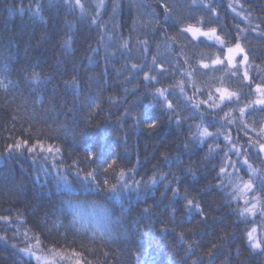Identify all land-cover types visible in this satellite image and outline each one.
<instances>
[{"label":"trees","instance_id":"1","mask_svg":"<svg viewBox=\"0 0 264 264\" xmlns=\"http://www.w3.org/2000/svg\"><path fill=\"white\" fill-rule=\"evenodd\" d=\"M21 2L27 7L29 0H0V78L6 76L7 81L14 84L7 90L0 88V136L9 134L4 129L12 127V115L17 116V128L21 126L19 119L26 112L34 115V127L53 137L46 144L54 143L63 149L60 167L68 168L73 161L79 160L83 169L80 177L95 171L97 180L85 183L75 176V170L65 172L73 184L69 190L53 179L55 172L47 176L41 172L42 162L34 165L29 159H0V215L9 216L13 221L11 224L0 221V235L8 238L0 240V264H19L18 249L12 244L17 243L20 247L27 246L28 242L35 244L36 235L43 241L42 246L35 249L37 254L53 257L59 263L69 262L75 249L83 252L92 264H137L136 254L144 248L147 251L140 259L149 264H176L181 258H184V264H192L198 257L207 264V253L215 244L213 264H264V252H253L247 245L245 229L252 225L243 222L239 216L244 200L237 201L231 194L235 176L230 179L229 174L233 169L229 168L228 174L218 180L224 151H209L210 147L216 149L217 146L225 151L230 149V144L225 147V135H230L237 146L245 148L248 137L253 140L257 134L264 137V132L260 131L264 128V111L259 110L260 106L248 110L250 114L243 119L239 113L240 107L257 98L256 84L264 82V36L251 30L258 24L264 29V0H198L211 2L216 17L202 6L194 5L193 0H105L106 7L100 10L99 17L101 26L107 29L104 33L100 27L91 25L90 18L81 22L79 10L69 14L60 0L45 13L44 20H34L28 13L19 12ZM98 2L82 0L91 16L95 15ZM114 2L120 5L115 12ZM230 3L239 16L229 7ZM161 4L170 6L173 22H200L205 30L216 27L217 34L225 39L230 33L233 39L227 46H234L239 28L248 29L242 34L240 43L249 57L247 71L251 89L244 86L248 83L243 80L244 65H240L239 78L226 74L227 62L223 67L212 66L211 60L223 55L218 53V46L197 45L191 41L190 34L179 35L177 28L164 24ZM157 14L160 25L155 22ZM66 21L73 22L74 42L70 52L62 47L69 32ZM101 35L103 43L100 42ZM165 36L175 37L173 47L183 50L179 56L168 50L170 41H166ZM145 40L150 49L147 53L141 43ZM125 41L128 42L126 49L121 47ZM96 48L98 53L92 51ZM154 56L166 72L158 77L159 83L147 87L143 71L132 74L130 70L136 63L143 65L144 71L152 68L151 75L157 74L160 69L152 64ZM184 57L188 58V63ZM238 60H242L241 55ZM201 63L209 64V69L201 68ZM190 65L197 69L192 77L196 88L204 91L203 97H195L197 102L207 99L211 91L218 103L217 87L243 93L239 104L234 97L222 111H207L206 120L214 124L208 131L221 134L218 140L213 137L203 145L192 141L188 130L189 123L200 122L199 116L178 127L175 118L170 122L169 114L151 95L155 88L174 91L171 99L180 104V115H189L183 109L184 97L180 96L179 87L173 89L172 86L182 79L187 81L188 77L182 73L191 72ZM33 73L50 79L44 90L33 93L28 87ZM73 78L79 84L78 90L64 86ZM193 92L192 87H187L188 96ZM126 110L131 115H125ZM226 113L235 118V123L227 124ZM132 115L158 118L159 126L150 131L145 127L146 121L137 124ZM27 126L25 122L24 127ZM3 142L0 139V145ZM87 151L98 152L99 159L95 163L88 162ZM162 153L169 157V162H162ZM114 157L117 172L121 169L127 172L139 161L135 175L129 173L130 180L149 181L154 174L157 179L167 174L172 187H176L175 176L180 181L181 196L187 192L195 197L202 204L206 218L184 213L173 203L172 191L165 189V183H157L147 192L141 185L139 198L133 193L130 197L125 195L119 200H110L103 181L107 176L110 187L116 180L111 170L105 173L104 168ZM244 158L232 155L233 160L241 161L243 171L239 175L247 181L250 173L248 166L242 163ZM249 164L256 169L252 176L257 188L255 195L259 193V183L264 180V154L258 158L254 151ZM46 166H51V160ZM97 182L100 188L95 187ZM68 201L72 203L71 209ZM173 207H177L174 222ZM145 208L150 209L147 214L143 211ZM114 217L121 220L118 230ZM253 219L257 226L261 223L259 214L255 218L248 217L249 221ZM162 227L168 232L162 233ZM110 231L116 233L112 240L108 238ZM25 232L30 238L28 241ZM93 232L94 240L91 238ZM142 232L149 235L144 237ZM181 232L195 245L187 257V243L180 245L178 241ZM106 252L109 253L107 257ZM24 261L36 264L28 257H24Z\"/></svg>","mask_w":264,"mask_h":264},{"label":"snow or ice","instance_id":"2","mask_svg":"<svg viewBox=\"0 0 264 264\" xmlns=\"http://www.w3.org/2000/svg\"><path fill=\"white\" fill-rule=\"evenodd\" d=\"M60 3L68 9L69 14H75L77 10H79V17L78 19L81 22H84L90 18V23L92 26H97L101 28V32H107V29L102 27L100 24V10L106 7L105 0H99V2L95 5L96 13L94 16H91L88 8L85 7L82 0H60ZM56 4V0H47V4L45 0H29L27 7L23 5L21 2L19 8L17 9L21 13H28L29 17L34 20H44V15L48 12L54 5ZM193 4L197 7L202 6L204 9L210 11L211 16L216 17V9L213 7L211 2L208 3H201L198 0H193ZM120 7L118 3H113V11ZM160 7L164 9V24H168L170 27L177 28L179 35L190 34L191 41H195L197 45L203 44L207 47L218 46L217 51L218 53H222L223 55H217L215 59L211 60L212 66H224L225 62H227V69L226 74H229L232 77L239 78L240 74V65L245 66V70L243 73V80L247 81L248 83L244 85L251 89V80L247 71V62H248V55L245 54V49L242 47L240 40L242 38V34L246 33L248 29L239 28L237 32V36L235 37V44L234 46H227L231 43L233 39L231 34H226L227 39L222 38L220 35L217 34L216 27H208L206 30L204 29L202 23L195 22V23H187L184 24L183 21L177 20L173 22V16L170 11V6L167 4H161ZM229 7L236 12V8L233 4H229ZM242 7V5H241ZM236 15L239 16L240 13L236 12ZM218 18V17H217ZM243 18V17H242ZM188 19H192L189 17ZM155 22L157 25H160L159 15L155 17ZM69 32L67 33V39L62 41V47L65 48L67 51L72 50L73 40V33L71 31L73 22L66 21ZM200 24V26H198ZM252 31H259L261 36H264V29H261L260 25L258 24L256 28L251 29ZM206 38V39H201ZM246 39V36L244 37ZM103 35H101V43H103ZM166 41H170L167 44V48L170 52H176L179 56L183 51L180 49L179 51L173 47L175 44V37H167L165 36ZM189 41V43H191ZM144 45L145 53H147L150 49L148 47L147 40L141 42ZM227 46V47H226ZM122 48H128V42L125 41L122 45ZM159 47V45H158ZM226 47V51H225ZM95 53L99 52V49L92 50ZM243 55L242 60H238V56ZM91 56L89 60L91 62ZM185 62L188 63V58L184 57ZM179 61L177 60V64ZM152 64L160 69V71L155 74L151 75L150 73L153 71L152 68H149L148 71H144V66L140 64L133 63L131 66L130 72L132 74H138L139 72L143 71V79L145 85L147 87L154 86L156 83H159V76L165 74L166 69H164L162 64L157 63V57L154 56L152 60ZM192 68L191 72H184L182 75L188 77L186 80H180L177 82V85L172 86L173 89L175 87H179V94L180 96L184 97L183 109H186L189 115H180L181 106L179 103L174 102L171 97L174 95V91H170L168 88H155V91L151 93L153 96L154 102L159 104L161 108L169 114V121L173 118L176 120V124L178 127L182 126L185 122L190 120H195L197 116L200 118V122L196 124H188V130L190 133V138L192 141H199L201 145L207 142L208 139H212L213 137L219 138L220 132L217 131L216 133H212L208 131L209 127H213L214 124L206 120V115L208 110L216 111V110H223V106L231 104L233 98H236L237 104H239L240 95L243 93L238 94L237 92L228 91L227 89L217 87L215 92L218 94V103L214 98V95L211 91L208 93L207 99H199L198 102L195 100V97H203L204 91L201 88H196L195 81L192 79L193 75L197 71L194 65H190ZM203 69H209L210 65L207 63H201L200 65ZM4 71L6 72L7 69L5 68ZM50 83V79L48 77H43L39 73H33L30 80L28 81V87L32 90L33 93L44 90L45 86ZM14 84L12 81H7L6 76L0 78V88H4L7 90L10 87H13ZM65 88H76L79 89V84L73 78L65 83ZM187 87H192L194 89L193 95L188 96L186 93ZM255 92L257 93V98L254 101H249L248 103L244 104L243 107L239 108L240 118L243 119L247 115L250 114L248 110L253 109L254 106H260V111H264V82L258 83L255 86ZM250 94V93H249ZM25 109L27 108L24 105ZM232 111H235L233 108ZM125 115H131V113L126 110ZM227 124L231 125L235 123V118L230 115V113L225 114ZM35 119L34 115L28 114L26 112L24 117L19 119L20 127H16L17 123V116L12 115V127L5 128L4 131L8 132L9 134L6 136H0L4 142L0 147H2V152H0V159H29L35 165L37 162H42L40 164L41 172L47 176L53 172L56 173V176L59 179H56V176L53 177L56 180L57 184L63 183L64 187L67 189H71L73 187L72 182L68 180V177L65 175V172L75 170V176L79 179H82L85 183L88 181H96L97 174L95 171L87 172L82 178L80 177L81 171L83 169L80 167L81 162L79 160L73 161L72 165L68 168H61L59 161L63 159L62 152L63 149L60 146L55 145L54 143H47L46 141H50L53 137L49 136L43 129H37L34 127L32 121ZM132 119L137 121L139 124L141 121H146L145 127L150 130H156L159 126V119L155 117H137L132 115ZM25 122H27L28 126L24 127ZM207 124V127L204 125ZM247 124L244 125V128L247 129ZM195 129V131L193 130ZM261 132H264V128H261ZM226 141L225 147L227 145H231V148L225 151L224 149L217 146L216 149H212L210 147V152H219L224 151V159L221 162V166L219 168V174L216 177L218 180H222L223 176L227 173L229 168L233 169V173L229 174L230 179L232 176H235V183L232 184V196L233 199L239 201L240 199L244 200V206L239 209V216L242 218V221L246 224H251L250 228L245 229L246 241L248 247L253 250V252L259 250L260 252H264V180L259 183V193H257V188L254 186L252 176L256 174V169L252 168V165L249 164V158L251 154L255 151V154L259 158L261 154H264V137H261L257 134V138L253 140L251 137H248V147L245 148L243 146H237L234 141H232L230 135H225L224 137ZM187 147V145H185ZM235 154L237 157L244 156L243 164L248 166L250 178L249 180L245 181L239 175L243 169L240 167L241 161L239 159L233 160L232 155ZM162 155V162H169V157L165 154ZM99 159V153L95 151H87V161L95 163L96 160ZM179 159V157H177ZM49 160H51V166L47 167ZM139 161L137 165H134L131 169H128L126 172L125 170L121 169L119 172L116 171L117 167V159L114 157L111 162L106 164L104 168V172L108 173L111 170V174L115 177L116 183L110 184V179L106 176L103 181L104 186L107 188L108 198L111 199H121L125 195L131 196L133 193L136 194L137 198L141 195V185H143V190L147 192L151 187H154L157 183H165V189H171L173 203L175 205H179L183 212L188 214L189 216H200L201 218L205 217V212L202 204L193 196H189L187 192L183 196L180 194L179 184L180 181L175 176L173 177L176 182V187H172V181H169L168 175L163 174L160 175L157 179L156 175L154 174L149 181L143 180H135L129 178V173L135 175L137 171ZM215 170V169H213ZM96 188H100V184L97 182L95 184ZM220 187H223L221 184ZM183 200V204H180V201ZM65 203L62 201V204ZM68 208H72V203L70 201L67 202ZM258 206H259V213H258ZM149 208L143 209L144 213L147 214L149 212ZM63 212V210L61 209ZM177 211V207L172 208L173 213V222L175 221V212ZM259 214L261 223L257 226L255 219L249 221L248 217H256ZM0 221H3L5 224H11L13 221L10 219L9 216H2L0 215ZM121 220L120 217H114V224L119 229ZM137 228L139 229V225L137 224ZM18 231V230H17ZM173 231L175 229L173 228ZM162 233H167L168 229L166 227L161 228ZM142 236L147 237L149 233L142 232ZM14 234V237L15 238ZM26 241L30 238L28 237V233H24ZM116 236L115 232L110 231L108 234V238L112 240ZM93 240L96 238L95 233H92ZM8 238L6 236L0 235V240L6 241ZM178 241L180 245L187 243V248L185 250V257L192 254V249L195 247L194 243L188 242L186 235L181 232L178 235ZM43 244V241L40 238V235H36L35 237V244L31 242L27 243V246L20 247L19 244L14 243L12 247L14 249H18L17 255L20 257L19 264H28V262L24 261V257H28L30 260L34 259L36 264H48L45 257L38 255L35 249L40 248ZM217 248V245H212V250H210L208 255L207 264H213L215 259L214 257V250ZM147 249L141 248L136 254V261L137 264H149L148 261H141L140 256L143 255ZM105 257L109 255V253H104ZM63 259V257H62ZM69 259L74 260V264H92L91 260H88L83 252L76 251L73 249L71 253V257ZM176 264H184V258H181ZM192 264H205L202 258H196L192 261Z\"/></svg>","mask_w":264,"mask_h":264},{"label":"rangeland","instance_id":"3","mask_svg":"<svg viewBox=\"0 0 264 264\" xmlns=\"http://www.w3.org/2000/svg\"><path fill=\"white\" fill-rule=\"evenodd\" d=\"M241 59H243V55H241ZM48 264H74L73 263V260L69 259V262L68 261H64L62 263H59L58 261H56L53 257H45ZM71 260V261H70Z\"/></svg>","mask_w":264,"mask_h":264}]
</instances>
